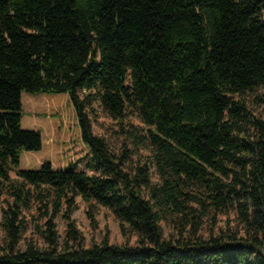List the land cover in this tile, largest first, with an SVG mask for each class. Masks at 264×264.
I'll list each match as a JSON object with an SVG mask.
<instances>
[{
	"label": "trees",
	"instance_id": "1",
	"mask_svg": "<svg viewBox=\"0 0 264 264\" xmlns=\"http://www.w3.org/2000/svg\"><path fill=\"white\" fill-rule=\"evenodd\" d=\"M258 89L264 0H0V264H264V119L245 102ZM24 93L69 96L85 170L20 169L43 147L22 127ZM95 104L145 125L131 134L148 144L145 162L94 133ZM78 197L112 211L137 244L87 247ZM192 204L233 209L245 236L192 240ZM29 214L42 245L23 242ZM168 216L187 237H164Z\"/></svg>",
	"mask_w": 264,
	"mask_h": 264
},
{
	"label": "rangeland",
	"instance_id": "2",
	"mask_svg": "<svg viewBox=\"0 0 264 264\" xmlns=\"http://www.w3.org/2000/svg\"><path fill=\"white\" fill-rule=\"evenodd\" d=\"M245 102L253 115L264 119V89L250 92ZM22 103L23 129L40 131L43 138L41 151L23 153V162L27 160L28 166L23 167L22 165V170H39L47 162L53 164L54 170L70 168L85 170L89 151L82 141L77 116L69 96L64 93H24ZM93 108L94 110H90L93 131L96 135L105 138L112 150L116 152L125 148L130 150L133 162H145L150 157L148 144L137 147L131 135L133 133L146 135L147 128L136 115L129 114L125 124L122 125L109 117L99 104H95ZM151 174L156 182L154 167L151 168ZM12 177L18 179L14 173ZM192 206L196 209V215L199 218L197 220L199 226L192 240L197 237L209 239L227 235L245 236L244 225L233 209L217 213L209 208L208 211L202 212L198 205L192 204ZM29 215V225L23 235V242L32 241L42 245L43 240L34 229L32 214ZM72 218L84 235L87 247L94 243H102L106 238L113 245L135 246L138 242V235L128 226H126V233L122 231L120 221L112 211L96 204L89 206L82 197L76 199V208ZM181 218L168 216L163 221L162 226L166 239L175 241L187 237L188 233L180 230ZM56 224L59 235L64 238L66 221L59 217ZM190 229L191 227L188 226L186 230ZM3 237V230L0 226V244H2Z\"/></svg>",
	"mask_w": 264,
	"mask_h": 264
},
{
	"label": "crops",
	"instance_id": "3",
	"mask_svg": "<svg viewBox=\"0 0 264 264\" xmlns=\"http://www.w3.org/2000/svg\"><path fill=\"white\" fill-rule=\"evenodd\" d=\"M60 162H61V160H60ZM22 165H23V167H27V166H28V161L25 160V161L23 162V159H22V157H21L20 169H22ZM52 165H53V164H52Z\"/></svg>",
	"mask_w": 264,
	"mask_h": 264
}]
</instances>
